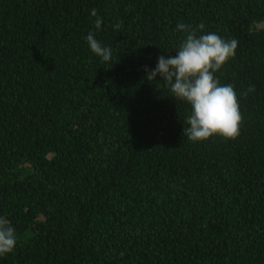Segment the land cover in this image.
Returning <instances> with one entry per match:
<instances>
[{"label":"trees","instance_id":"obj_1","mask_svg":"<svg viewBox=\"0 0 264 264\" xmlns=\"http://www.w3.org/2000/svg\"><path fill=\"white\" fill-rule=\"evenodd\" d=\"M179 23L238 42L214 73L235 139L191 142V106L146 79ZM259 23L264 0H0V217L17 236L0 264H264Z\"/></svg>","mask_w":264,"mask_h":264},{"label":"clouds","instance_id":"obj_2","mask_svg":"<svg viewBox=\"0 0 264 264\" xmlns=\"http://www.w3.org/2000/svg\"><path fill=\"white\" fill-rule=\"evenodd\" d=\"M91 15L97 17L95 27L101 29L102 18L97 16L96 9ZM122 24H116L119 29ZM201 23L198 29L202 30ZM178 31L186 33L175 56L158 57L155 69L145 68L146 79L156 81L157 76L170 88L176 101H184L191 106V113L185 123L184 136L193 142L207 141L219 134L224 138L235 139L240 135L241 113L240 105L232 85H221L214 73L234 57L237 41L224 40L216 33L197 35V29L184 23L177 25ZM91 51L103 62L112 59V48L103 46L95 33L86 37ZM248 91H255L254 87ZM17 244L16 230L10 222L0 217V255L14 251Z\"/></svg>","mask_w":264,"mask_h":264},{"label":"rangeland","instance_id":"obj_3","mask_svg":"<svg viewBox=\"0 0 264 264\" xmlns=\"http://www.w3.org/2000/svg\"><path fill=\"white\" fill-rule=\"evenodd\" d=\"M264 25V23H259V24H257V26H263Z\"/></svg>","mask_w":264,"mask_h":264}]
</instances>
